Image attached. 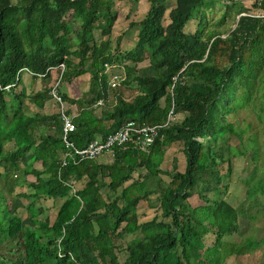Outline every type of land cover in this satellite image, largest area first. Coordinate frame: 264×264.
<instances>
[{
    "label": "trees",
    "instance_id": "obj_1",
    "mask_svg": "<svg viewBox=\"0 0 264 264\" xmlns=\"http://www.w3.org/2000/svg\"><path fill=\"white\" fill-rule=\"evenodd\" d=\"M119 1L0 0V264H225L264 242L229 239L239 233L241 216L264 213L259 135L245 137L252 122L241 126L230 117L259 98L264 120V22L241 15L225 34L220 26L230 4L238 16L246 10L225 0L229 10L217 27L209 28L206 16L203 29L187 31L217 0H149L144 17L130 22L138 28L135 44L122 49L121 36L113 40ZM114 71L121 73L116 87L109 85ZM61 72L59 93L75 107L78 147L129 120L165 124L149 150L117 146L110 161L62 165L63 116L49 111ZM26 79L42 86L27 93ZM78 79L88 81L79 96L64 87ZM29 103L36 111L26 110ZM172 108L183 117L169 120ZM177 142L185 167L177 157L172 169L162 167ZM243 156L250 169L241 176L246 198L236 207L225 198L224 180ZM19 171L28 191L15 190ZM22 196L30 203L18 201L14 209L12 199ZM42 198L60 204L54 219L45 215L50 222L42 227L26 223L48 209ZM143 202L160 214L141 222Z\"/></svg>",
    "mask_w": 264,
    "mask_h": 264
},
{
    "label": "rangeland",
    "instance_id": "obj_2",
    "mask_svg": "<svg viewBox=\"0 0 264 264\" xmlns=\"http://www.w3.org/2000/svg\"><path fill=\"white\" fill-rule=\"evenodd\" d=\"M208 2V1H207ZM168 4L174 6L175 5V1L174 0H169ZM208 4V3H207ZM206 4V5H207ZM231 5V10L228 12V15L225 18L224 23H221V29L225 31V34L228 33L229 30H231L232 28H234L236 26V22H237V18L234 14H232V12H236L235 11V6ZM150 7V2L149 0H139L136 4L132 1V0H123V1H119L117 3V8L119 10V15L117 18V21L115 23L114 26V32H113V40L116 43V38L118 36H121V48L122 49H129L131 48L136 41V37H137V27L136 26H132L130 25L131 21H138L140 19H142L144 17V15L147 13L148 9ZM208 7V6H206ZM205 12L201 14V18L200 19V15L195 17L196 19L191 20L186 27L187 31H193L196 29V25L197 28L203 29L206 25L207 19L206 16L209 17V28H213V27H217V22L219 20H221L222 16L225 14V12L227 10H229V7L223 3L222 1L218 0L215 1L214 5H212L210 8H206ZM168 12L169 10H167L165 18H164V23L167 24V20H168ZM200 20H202L201 25L199 26V24H197L198 22L200 23ZM149 63V61H148ZM146 64V62L142 63L141 65ZM115 72V71H114ZM26 76V74H24ZM25 78V77H24ZM82 78H84V76H82ZM47 82V81H46ZM45 82V83H46ZM87 80L85 81L84 79H78L75 80L73 83H68L65 84L64 87L68 86L72 89V91H74V93L79 96L82 95L83 90L82 89L83 86L86 88L87 85ZM24 84L25 87L27 89V93H31L32 92H36V90H38L41 86L42 83L41 81H38L37 85H35L34 87H31L30 85V80L26 79L24 80ZM29 84V85H28ZM261 101L259 98H255L254 100V104H250L247 105L245 107H242L241 109H239V111L237 113H235L234 115H231V119L232 120H238L239 124L241 126H245L246 123L252 122V127L245 133V137H247L248 135H250L253 132H256L259 135L260 138V153H261V159H264V120H260L257 114V110L258 107L260 106ZM49 111L50 112H54V111H59V106L57 105L56 102L54 101H50L49 102ZM257 106V108L255 107ZM73 110H75V107H72ZM71 108V109H72ZM26 110L34 112L36 111V109H34L33 104L29 103V106L26 108ZM72 110V111H73ZM73 113V112H72ZM76 113V111H75ZM175 118L176 120L181 119L183 117V114L178 113L175 114ZM239 142V140L237 138H233L231 140V143L233 144H237ZM109 157L108 155H103L101 156L99 159H105ZM177 157L178 158V163H179V167L180 169L183 170V168L185 167V155L184 152L181 148V144H179V142L173 144L171 147H169L167 149L166 152V156L164 159V162L162 163V167L164 168H169L172 169L173 167V160L174 158ZM250 157H239L237 159H235V165L237 167L238 170H235L232 173V176L230 178H225L224 180V184H229V189L227 191V193L225 194V198L234 206H240L245 198H246V185L242 182L241 180V176H244L245 174L247 175V171L250 169L248 164L250 163ZM39 167V165H38ZM249 168V169H248ZM136 174H138V172H136ZM23 172L19 171L16 175V179H17V183L18 186L16 187V191H28L29 187L25 186L23 182ZM32 180L35 179V176H31ZM163 178H165L166 180H169L167 175H163ZM30 180V179H29ZM150 186H154L155 185V181L153 180V184H149ZM80 185L77 184V188ZM82 186V185H81ZM104 190V189H103ZM105 191V190H104ZM157 194H153L152 196V202H154V204H156L158 201H155ZM192 200L197 199V196L194 195L193 197H191ZM18 201L22 202L24 201L25 204H29L31 199L27 198V197H20L18 199H12V204L14 209L16 208H20V205L18 204ZM41 202H43V205L46 206L48 209L38 217H34L33 221L31 219V221L26 220L25 222L30 224L32 223V225L34 226H38V227H42V225L44 223L47 222L48 219L45 218V215H49L50 216V221L52 222V220L54 219V212L57 210V208L59 207V203H53V201H51L50 199H45L42 198ZM261 202L264 203V196L261 197ZM202 203L201 201H195V205H198ZM153 204V205H154ZM255 210V209H253ZM22 211L24 212V215L27 213V210L22 208ZM161 212V209L155 205V206H151V205H147L146 202H143V206L140 207L139 209V220L142 221H147L152 219L154 216L159 215ZM264 214V213H263ZM262 213L258 214V218L257 219H252L249 216H241L240 217V230L238 234H234L231 238H229L230 240H235V241H240L241 238L243 236H248V235H253L256 238H261L262 236H264V215ZM25 217V216H24ZM27 217V216H26ZM48 221L46 223V226L48 225V223L50 222ZM135 235L130 234L129 236H127V240L134 237ZM214 234H209L207 235V239L208 242L211 243L212 241H214ZM226 239V238H225ZM121 259L123 260L124 255L121 254ZM225 264H264V242L256 249H254L252 252H249L247 254L244 255H233L231 257H229L226 260Z\"/></svg>",
    "mask_w": 264,
    "mask_h": 264
},
{
    "label": "built area",
    "instance_id": "obj_3",
    "mask_svg": "<svg viewBox=\"0 0 264 264\" xmlns=\"http://www.w3.org/2000/svg\"><path fill=\"white\" fill-rule=\"evenodd\" d=\"M258 5L250 10L243 11L241 15H247L255 18H259L264 22V5L262 0H258ZM113 68L108 63L106 64V69ZM121 73L114 72L109 78V85L116 87L119 82ZM62 72L57 74L55 81L51 90L52 96L57 104L61 106V112L63 116V127H62V141L64 145L63 155H62V165L66 166L71 160L73 163H80L86 160H96L103 155H108L110 158L113 157L115 147L121 146L125 147L132 144L138 149L149 150L150 146L154 143L156 137L159 134L160 129L165 126V124L156 125H139L133 120L126 121L120 126V128L114 132L107 134L105 137L97 136L95 139L90 141L85 147H78L72 138L73 133L76 130V125L72 120V117L66 113L65 101L59 93V85L61 84ZM103 100H100L97 105H102ZM174 108L170 111L169 120L175 119Z\"/></svg>",
    "mask_w": 264,
    "mask_h": 264
},
{
    "label": "crops",
    "instance_id": "obj_4",
    "mask_svg": "<svg viewBox=\"0 0 264 264\" xmlns=\"http://www.w3.org/2000/svg\"><path fill=\"white\" fill-rule=\"evenodd\" d=\"M218 1V0H217ZM222 2H224L225 0H220ZM255 0H236V3L238 4L237 6L241 7L243 10H250L253 8V3ZM230 3V1H229ZM257 5V4H255ZM232 14H234L236 16V18L238 17L236 12H232ZM67 90V92H70V94L76 95L74 93V91H72V89L68 86H66L65 88ZM109 157L102 159L103 161H110V159H108Z\"/></svg>",
    "mask_w": 264,
    "mask_h": 264
},
{
    "label": "clouds",
    "instance_id": "obj_5",
    "mask_svg": "<svg viewBox=\"0 0 264 264\" xmlns=\"http://www.w3.org/2000/svg\"><path fill=\"white\" fill-rule=\"evenodd\" d=\"M55 101V100H54ZM65 101V100H64ZM59 105V104H58ZM65 105H66V107H65V110H66V113L67 114H69L71 117H72V120H73V117H74V115L76 114L75 113V111L76 110H73L72 112H69L68 110H69V108H70V106H71V108L72 107H74V106H72V105H70L68 102H66L65 101ZM59 109H60V111H61V106L59 105ZM62 113V112H61ZM62 127H63V122H62ZM77 129V128H76ZM63 130V129H62ZM62 130H61V139H62ZM76 131V130H75ZM74 134V133H73ZM63 142V141H62ZM63 147H64V145H63ZM74 186H75V182H74ZM77 189V188H76Z\"/></svg>",
    "mask_w": 264,
    "mask_h": 264
}]
</instances>
